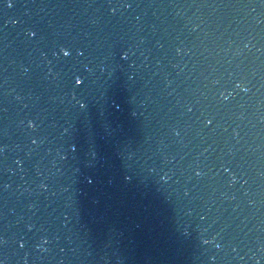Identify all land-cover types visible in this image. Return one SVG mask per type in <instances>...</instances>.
I'll list each match as a JSON object with an SVG mask.
<instances>
[{"label":"water","instance_id":"obj_1","mask_svg":"<svg viewBox=\"0 0 264 264\" xmlns=\"http://www.w3.org/2000/svg\"><path fill=\"white\" fill-rule=\"evenodd\" d=\"M105 4H0V260L264 264V0Z\"/></svg>","mask_w":264,"mask_h":264},{"label":"snow or ice","instance_id":"obj_2","mask_svg":"<svg viewBox=\"0 0 264 264\" xmlns=\"http://www.w3.org/2000/svg\"><path fill=\"white\" fill-rule=\"evenodd\" d=\"M0 4H3L4 7H6V8H12V7H15V0H0ZM105 6L112 13H115L118 8H131V7H133L134 6V0H106ZM27 35L29 38H35L37 36V32L32 30V29H28ZM59 52L64 57H68L71 55L72 50H71V48L61 46L59 48ZM78 80H79V84H81L83 82L80 77H76V79H75L76 84H77ZM235 87L238 89H242L245 92L249 91L248 87L242 81L236 83ZM221 96H223L224 99L228 98V97L224 96L223 93H221ZM189 111H191V109H189ZM204 119H205L206 125H211L213 122L212 118L209 116H205ZM28 124H29V122H28ZM34 126H35L34 122L32 121V127H34ZM35 142L36 141H33V143H35ZM197 174L199 175V173H197ZM206 243H207V241H206ZM21 247H23V245H21Z\"/></svg>","mask_w":264,"mask_h":264},{"label":"clouds","instance_id":"obj_3","mask_svg":"<svg viewBox=\"0 0 264 264\" xmlns=\"http://www.w3.org/2000/svg\"><path fill=\"white\" fill-rule=\"evenodd\" d=\"M126 55V54H125ZM77 84H79V80L77 81ZM83 106V105H82ZM29 127H32V121L30 120L29 121ZM35 141V140H34ZM0 243H6V241H2L0 240ZM206 243V241H205ZM0 264H4V261L3 260H0Z\"/></svg>","mask_w":264,"mask_h":264}]
</instances>
